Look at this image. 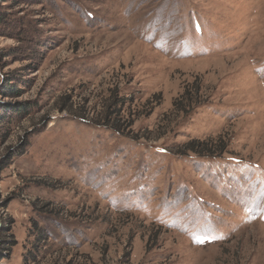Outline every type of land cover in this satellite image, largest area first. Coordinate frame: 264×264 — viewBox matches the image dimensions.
Wrapping results in <instances>:
<instances>
[{"label": "rangeland", "instance_id": "1", "mask_svg": "<svg viewBox=\"0 0 264 264\" xmlns=\"http://www.w3.org/2000/svg\"><path fill=\"white\" fill-rule=\"evenodd\" d=\"M0 264H264V0H0Z\"/></svg>", "mask_w": 264, "mask_h": 264}, {"label": "trees", "instance_id": "2", "mask_svg": "<svg viewBox=\"0 0 264 264\" xmlns=\"http://www.w3.org/2000/svg\"><path fill=\"white\" fill-rule=\"evenodd\" d=\"M193 104H194L193 98L191 97L190 93L185 92L182 97L175 100L174 108L178 110L179 114H183V113L185 114L187 113L188 109L192 107ZM195 104H198V101H196ZM199 144H203V143L192 140L188 144H186L185 147L187 150L195 152L196 149H198ZM204 145L208 147L209 143L206 144L204 143Z\"/></svg>", "mask_w": 264, "mask_h": 264}]
</instances>
